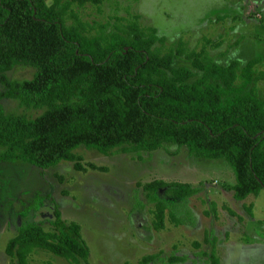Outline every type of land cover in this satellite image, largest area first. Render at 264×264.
<instances>
[{
    "label": "trees",
    "instance_id": "trees-1",
    "mask_svg": "<svg viewBox=\"0 0 264 264\" xmlns=\"http://www.w3.org/2000/svg\"><path fill=\"white\" fill-rule=\"evenodd\" d=\"M103 2L0 0V162L47 169L65 161L76 171H105L84 164L75 150L107 155L184 147L193 157L220 158L230 166L235 199L258 195L264 189L260 60L221 65L203 45L188 49L179 39L165 46L155 28L141 25L135 16H114L104 23L82 17L87 5L101 14ZM176 60L189 66H175ZM15 65L33 67L32 77L10 80L6 72ZM2 99L41 112L34 117L6 113ZM140 186L154 206L155 230L163 227L165 216L174 226L193 221L184 208L196 187L160 179ZM46 199L35 194L21 215L38 214L48 203L52 228L45 230L36 221L18 226L5 245L8 264H28L36 249L70 264L88 259L80 225L64 221L58 205ZM214 245L213 239L209 264H218Z\"/></svg>",
    "mask_w": 264,
    "mask_h": 264
},
{
    "label": "rangeland",
    "instance_id": "rangeland-1",
    "mask_svg": "<svg viewBox=\"0 0 264 264\" xmlns=\"http://www.w3.org/2000/svg\"><path fill=\"white\" fill-rule=\"evenodd\" d=\"M80 11L85 20L102 23L113 22L110 17L114 16H135L141 25L155 28L165 46L179 39L188 49L203 45L221 65L232 60L244 65L258 58L256 69L264 71V0H104L101 14L90 5ZM215 42H220L218 47H212ZM174 65L189 66L183 60ZM33 72V67L15 65L6 76L28 80ZM257 87L264 101V81ZM1 104L6 113L34 117L41 112L14 99H2ZM75 152L84 164L91 162L106 170L80 172L65 161L47 169L0 162V264L9 263L5 245L22 223L36 221L45 230L52 228L48 203L38 214L30 210L21 215L35 194L49 196L64 221L80 225L89 253L86 262L77 264H209L213 239L218 264H239L246 253H242L245 239L249 244L264 242V189L235 199L229 189L235 177L223 159L193 157L186 148L176 146L138 154L104 155L84 147ZM155 179L197 188L184 208L192 222L174 226L165 216L163 227L153 228L154 206L147 202L140 184ZM149 255L153 259L143 263ZM174 257L178 259L170 261ZM28 264L70 263L36 249L28 256ZM255 264H264V258Z\"/></svg>",
    "mask_w": 264,
    "mask_h": 264
},
{
    "label": "crops",
    "instance_id": "crops-1",
    "mask_svg": "<svg viewBox=\"0 0 264 264\" xmlns=\"http://www.w3.org/2000/svg\"><path fill=\"white\" fill-rule=\"evenodd\" d=\"M247 239H245L244 241L246 242ZM245 242H244V244H242L243 245L242 253L246 252L245 255L243 256L244 261L240 262L239 264H255L257 259L264 258V242H255V243H251V244L245 243ZM211 249H212V247H211ZM216 249H217V246H216ZM210 253H211V251L209 250L208 254L210 255ZM204 254L207 256L206 252ZM208 260H209V257H208ZM232 262L234 264H238L234 261H232ZM218 263H219V258H218Z\"/></svg>",
    "mask_w": 264,
    "mask_h": 264
}]
</instances>
